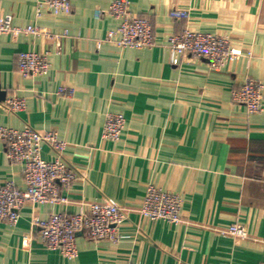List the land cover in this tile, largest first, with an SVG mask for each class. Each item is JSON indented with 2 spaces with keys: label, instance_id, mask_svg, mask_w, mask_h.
<instances>
[{
  "label": "crops",
  "instance_id": "obj_1",
  "mask_svg": "<svg viewBox=\"0 0 264 264\" xmlns=\"http://www.w3.org/2000/svg\"><path fill=\"white\" fill-rule=\"evenodd\" d=\"M39 0H0V14L15 27L39 29L0 34V87L24 102L19 111L0 101V126L52 131L65 143L62 160L76 180L65 204L27 202L15 224L0 221V264H258L264 260V97L248 115L232 99L253 79L264 86V0H127L135 16L153 27L150 47H117L105 39L117 21L113 0H70L54 15ZM180 8L189 18L175 21ZM99 11V14H96ZM186 26L227 38L236 57L218 69L185 56L170 61L165 43ZM57 34L60 47L48 35ZM21 50L44 54L48 69L21 76ZM121 113L117 140L103 135L105 118ZM58 152L43 144L41 156ZM23 187L21 166L6 157L0 140V183ZM149 185L178 194L180 222L146 220L138 213ZM111 197L123 207L119 238L76 236L68 259L38 238L35 223L51 211L74 213ZM238 223L246 238L222 233Z\"/></svg>",
  "mask_w": 264,
  "mask_h": 264
},
{
  "label": "built area",
  "instance_id": "obj_2",
  "mask_svg": "<svg viewBox=\"0 0 264 264\" xmlns=\"http://www.w3.org/2000/svg\"><path fill=\"white\" fill-rule=\"evenodd\" d=\"M42 8L54 15H66L71 11L70 0H39L37 14ZM96 11V14H99ZM107 13L117 23L105 34V39L117 47L145 48L155 43L154 31L146 16H135L127 0H113ZM175 21L188 19V12L180 8H171L168 12ZM20 31L39 33V29L28 25L18 28L13 25L10 14H0V34H16ZM54 46L60 47L57 34L48 35ZM170 61L179 63L185 56L204 59L210 69H218L225 62L236 57L226 37L211 32H204L186 26L179 33H171L165 41ZM18 72L21 76H39L48 69V60L44 54L33 50H21L16 56ZM264 86L256 80L247 79L240 83L232 93V99L244 106L248 115L262 110ZM12 111L24 108L22 99L12 95L3 101ZM125 126V117L121 113L109 114L103 125V135L107 139L120 138ZM0 140L5 144L6 157L20 164L24 186L17 187L11 181L0 183V221L15 224L19 213L27 202L65 204L67 191L76 180L74 171L62 160L65 143L52 131L40 133L31 128L21 130L0 126ZM49 144L58 156L46 160L41 156L43 144ZM182 200L174 192L163 190L153 185L146 188L138 213L146 220H164L170 223L180 222ZM125 219L123 207L111 197L90 202L86 210L68 213L51 211L43 218L35 220L38 238L49 249L61 250L64 257L71 259L77 256L76 236L92 239L119 238V228ZM222 233L236 238H246L244 226L233 223ZM132 264V263H129ZM258 264H264L261 260Z\"/></svg>",
  "mask_w": 264,
  "mask_h": 264
},
{
  "label": "water",
  "instance_id": "obj_3",
  "mask_svg": "<svg viewBox=\"0 0 264 264\" xmlns=\"http://www.w3.org/2000/svg\"><path fill=\"white\" fill-rule=\"evenodd\" d=\"M6 92L0 87V101L5 100Z\"/></svg>",
  "mask_w": 264,
  "mask_h": 264
}]
</instances>
